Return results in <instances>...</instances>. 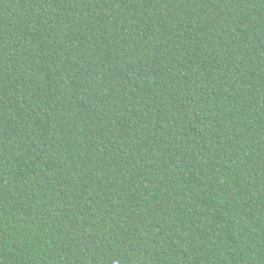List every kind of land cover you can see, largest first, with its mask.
<instances>
[{
  "label": "trees",
  "instance_id": "1",
  "mask_svg": "<svg viewBox=\"0 0 264 264\" xmlns=\"http://www.w3.org/2000/svg\"><path fill=\"white\" fill-rule=\"evenodd\" d=\"M0 264H264V0H0Z\"/></svg>",
  "mask_w": 264,
  "mask_h": 264
}]
</instances>
